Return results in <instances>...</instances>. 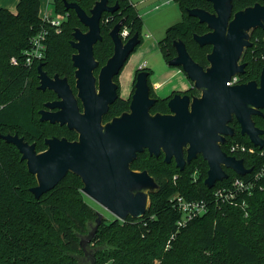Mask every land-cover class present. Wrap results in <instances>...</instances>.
Listing matches in <instances>:
<instances>
[{
    "label": "trees",
    "instance_id": "1",
    "mask_svg": "<svg viewBox=\"0 0 264 264\" xmlns=\"http://www.w3.org/2000/svg\"><path fill=\"white\" fill-rule=\"evenodd\" d=\"M67 1L77 2L89 13L97 0ZM173 1L180 6L183 20L167 29L165 38L159 42L160 51L168 62L175 56L172 40H182L192 58L203 64L204 50L195 52L193 35L203 33L206 28L189 16L187 10H209L211 4L207 0ZM246 1L234 0L235 7H241ZM116 3L119 5L116 12L103 14L102 41L94 47L95 58L105 63L113 52L109 32L123 18V28L132 34L128 38L138 32L143 42V21L135 6L130 0H109L111 6ZM52 4L56 14L65 15L61 32L40 16V0H19L15 12L0 9V134H19L26 141L36 143L38 151L46 147V138L73 140L76 134L65 126L40 121L39 111L55 94L36 87L37 68L43 64V70L49 76L58 74L69 78L74 68L73 63L71 67L72 55L76 52L70 44L73 31L75 28L87 31L75 11L65 8L63 0H52ZM43 29L49 30L45 56L28 67L25 51L30 48L35 34ZM257 36L254 53L257 60L253 55L246 58L252 65L263 67L260 55L264 53V32H258ZM12 57L18 59V65L11 63ZM147 71L151 77L152 71ZM46 93L51 97L44 102L38 95ZM150 93L158 99L151 113L169 112V100L153 95L152 88ZM128 107L129 102L120 98L107 118L122 114ZM255 122L264 127V119ZM232 142L254 147L238 128L237 135L225 147L228 154ZM232 156L242 158L246 167L254 171L264 163L258 155ZM132 169L148 171L160 188L151 194L150 206L143 218L129 217L122 222L103 217L88 245L96 257L95 264H264V179L251 196H239L234 203L216 202L213 191L240 176L227 170V180L218 182L212 189L207 188L204 181L208 164L201 156L180 171L174 161L166 164L163 154L156 158L145 151L132 163ZM196 170L198 175L195 177ZM36 184L35 176L29 173L17 148L0 138V264H81V259H86L81 239L89 235L98 217L81 192V179L69 173L39 200L30 190ZM177 194L188 200L205 199L208 203L205 214L180 229L176 222L181 213L171 202ZM243 201L247 208L243 207ZM246 212L248 216H245Z\"/></svg>",
    "mask_w": 264,
    "mask_h": 264
},
{
    "label": "water",
    "instance_id": "2",
    "mask_svg": "<svg viewBox=\"0 0 264 264\" xmlns=\"http://www.w3.org/2000/svg\"><path fill=\"white\" fill-rule=\"evenodd\" d=\"M63 1L65 8L74 10L87 28V31L75 28L70 41L76 50L72 63L78 93L75 96L66 77L58 74L50 77L43 70V64H39L38 89L51 90L57 95V100L44 104L39 115L43 123L67 126L78 134V139L47 138V149L37 152L35 143L29 144L18 134H0L1 139L17 148L29 173L35 176L37 184L30 190L37 200L72 173L82 181L81 192L115 219L122 222L129 217L141 219L150 206L151 194L160 188L148 171L132 169V163L145 151L156 158L163 154L164 162L174 161L180 171L201 156L208 164L204 184L209 189L229 178L227 170L240 177L253 171L242 158L223 151L222 145L226 143V136H234L229 123L235 117L241 135L247 136L254 146L264 148V130L253 120V116L262 115L260 109H264V68L260 86L254 81L228 85L233 77L245 71L246 64L238 62L243 49L252 45L248 31L264 27V6L255 4L238 11L230 22L233 0H207L212 3L214 13L201 8L188 9L189 16L212 30L193 35L200 46H214L207 56L210 66L204 69L197 63L182 40L173 41L176 56L168 65L179 67L200 95L175 93L168 101L170 113L153 114L151 108L158 99L151 97L150 72L141 69L136 76L129 111L103 123L104 115L118 98V85L113 79L141 44V38L136 32L124 42L121 30L125 18L114 25L109 32L114 52L100 69L97 88L94 70L99 62L94 47L102 41L101 20L104 13L116 12L119 5L97 0L87 13L77 2ZM97 213L96 224L89 235L81 239L89 264H95L96 257L88 250V245L104 217Z\"/></svg>",
    "mask_w": 264,
    "mask_h": 264
},
{
    "label": "rangeland",
    "instance_id": "3",
    "mask_svg": "<svg viewBox=\"0 0 264 264\" xmlns=\"http://www.w3.org/2000/svg\"><path fill=\"white\" fill-rule=\"evenodd\" d=\"M130 2L135 6L143 21V42L130 55L128 61L119 74L121 95L123 97H129L132 93L131 90L133 83H135L136 80L135 74L140 69H150L153 72L152 76L150 77V85L153 95L167 101L173 96L174 93H183V90L189 89L191 85L185 73L179 67L168 65L159 48V42L165 38L167 29L183 20L182 10L180 6L173 0H130ZM48 5L50 7L48 11L54 18L65 20V15H59L54 12L52 0H43L42 14L46 12ZM131 35L129 34L128 37ZM194 50L197 52L195 46ZM203 53H205V51H203ZM98 61L100 62V66L105 64L103 61ZM145 63H147L148 68L147 66H141V68L137 69L140 65H144ZM74 68L72 67L71 75L69 77V81L73 86L75 85ZM35 85L38 87L39 80L35 81ZM38 96L44 102L49 97H51L47 93L39 94ZM39 110L40 108L38 111ZM197 175L198 171L196 170L194 172V176L196 177ZM84 196L85 200L97 212L103 214L107 220H112L115 218L89 197L86 195ZM81 261V264L88 263L87 259H81Z\"/></svg>",
    "mask_w": 264,
    "mask_h": 264
},
{
    "label": "built area",
    "instance_id": "4",
    "mask_svg": "<svg viewBox=\"0 0 264 264\" xmlns=\"http://www.w3.org/2000/svg\"><path fill=\"white\" fill-rule=\"evenodd\" d=\"M42 19L52 27H55L57 32H61L63 19L54 18L48 13H45ZM48 35L49 30L43 29L35 34V36L31 39V46L25 51L26 66L31 67L34 63L39 62L44 58L48 46ZM121 35L126 39L129 35L128 29L123 28L121 30ZM260 59L264 61V53L260 55ZM11 63L13 65H18V59L16 57H12ZM142 66H146V63ZM235 82H237V77H233L231 80V83ZM228 151L231 156L232 154H248L258 155L264 159V148L260 149L256 146L249 147L245 144L232 142L228 146ZM247 176L249 178H247ZM262 179H264V163L256 171L253 169L250 174L244 177L234 178L229 185L216 188L213 191V198L216 202L229 201L230 203H234V200H236L239 196H251ZM171 202L174 208L181 213V218L176 222L177 229L186 226L190 221L205 214L208 210V203L205 199L188 200L184 196L177 194L171 198ZM242 205L247 208L245 201H243ZM245 216H248L247 212L245 213Z\"/></svg>",
    "mask_w": 264,
    "mask_h": 264
},
{
    "label": "flooded vegetation",
    "instance_id": "5",
    "mask_svg": "<svg viewBox=\"0 0 264 264\" xmlns=\"http://www.w3.org/2000/svg\"><path fill=\"white\" fill-rule=\"evenodd\" d=\"M210 3V2H209ZM211 4V8L209 9V10H206V11H209L210 13H214L215 11H214V8H213V5H212V3H210ZM255 4H260L261 6H264V0H247L245 3H243V5L241 6V7H235V4H234V0H233V10H232V13H231V17H230V20H229V22L233 19V17H234V15H235V13L236 12H238V11H241V10H244V9H246V8H249V7H253V6H255ZM198 20V19H197ZM198 22H199V20H198ZM204 26H205V28H206V30L203 32V33H201V34H199V35H203V34H206V33H208V32H211L212 30L207 26V24H203ZM264 32V27L263 28H261V27H257V28H252V29H250L249 31H248V33H249V41L252 43V45L250 46V47H245L244 49H243V51H242V54H241V57H240V59H239V62H238V64L239 65H241V64H246V67H245V71H244V73L243 74H239V75H237V76H235V77H237V82H235V83H231V82H228V85H239V84H246V83H248V82H251V81H254V82H256L257 83V85L258 86H260V82H261V75H262V70H263V68H264V66L262 67V66H254V65H252L249 61H247V56L248 55H251V57H253V56H255V52H256V47L257 46H255L256 45V41H257V38H258V36H257V33L258 32ZM128 39V38H127ZM127 39H124V42L127 40ZM193 40H194V38H193ZM173 41L174 40H172V44H173ZM194 42H195V47L197 48V50L199 49V50H204L205 51V54H204V56H205V60H203V64H200L204 69H206L208 66H210L209 65V62H208V60H207V56L212 52V50H213V45H211V44H208V45H205V46H200L195 40H194ZM113 43V42H112ZM173 48H174V46H173ZM174 50H175V48H174ZM76 51V50H75ZM113 52H114V44H113ZM113 52H112V55H113ZM74 54V53H73ZM111 55V56H112ZM253 55V56H252ZM175 56H176V50H175ZM174 56V57H175ZM173 57V58H174ZM257 57L255 56V59L254 60H257L256 59ZM253 59V58H252ZM97 60V59H96ZM98 61V60H97ZM99 62V61H98ZM168 63V62H167ZM198 63V62H197ZM103 65H105V64H103ZM102 65V66H103ZM102 66H100V62H99V66H98V68L97 69H95L94 70V75H95V77L97 78V82H96V84H97V88H98V76H99V73H100V69H101V67ZM76 70V69H75ZM139 71H141V69L139 70ZM138 71V72H139ZM138 72L135 74L136 76H137V74H138ZM75 73V72H74ZM120 74V73H119ZM119 74L117 75V76H115L114 77V82L118 85V98L116 99V101L113 103V104H111L110 105V107H109V111H108V113L106 114V115H104V117H103V123H106V122H108V121H110L111 119H113L114 117H110V118H107V115L109 114V112H110V109H111V107L120 99V98H122V99H124V100H126V101H128L129 102V107H128V109H126L125 111H123L122 113H124V112H127V111H129V108H130V102H131V98H132V93H133V91H134V84L135 83H133V87H132V93H131V95L129 96V97H123L122 95H121V92H120V84H119ZM50 77H54V76H50ZM61 77V76H60ZM74 77H75V74H74ZM61 78H65V77H61ZM67 78V77H66ZM117 78H118V81H117ZM68 79V82H69V84H70V86H71V88H72V90H73V92H74V94H75V96L77 95V93H78V91H77V89H76V78H75V85L73 86L71 83H70V81H69V78H67ZM39 84H40V80H39ZM190 88L189 89H187L188 91H190V93L188 94V95H190V96H199L200 95V92L198 91V90H196L195 88H193V84L190 82ZM39 86V85H38ZM38 88V87H37ZM187 90H185V91H187ZM47 92H50L51 90H46ZM46 91H43V92H46ZM184 91V92H185ZM52 92V91H51ZM183 92V93H184ZM52 93H54V92H52ZM182 93V94H183ZM55 94V93H54ZM175 94V93H174ZM173 94V95H174ZM173 97V96H172ZM55 100H57V95L55 94V97L52 99V100H50V101H47V102H53V101H55ZM47 102H45V103H47ZM44 103V104H45ZM78 104H79V106H80V110L81 111H83V106H82V103H81V101L80 100H78ZM45 108V107H44ZM260 111L262 112V115H254L253 116V120H254V122L256 121V120H258V119H264V109H260ZM167 113H170V111L169 112H167ZM167 113H165V114H167ZM121 115V114H120ZM119 116V115H118ZM237 123V125L235 126V122ZM255 125L259 128V129H261V130H264V127H262V126H259V125H257L256 124V122H255ZM229 126L234 130V136H226V143L225 144H223L222 145V149H223V151H225L226 152V146H227V144L229 143V141L232 139V138H234L236 135H237V128H238V130L240 131V134H241V127H240V124L238 123V121H237V119L235 118V117H233V119H232V121L229 123ZM64 127V126H63ZM65 127H67V126H65ZM73 132H75V131H73ZM75 134H76V137L73 139V140H70V141H75V140H77L78 139V134L75 132ZM19 135V134H18ZM21 137V136H20ZM24 138V137H23ZM50 138H52V137H50ZM65 138V137H64ZM262 138H264V135H262ZM47 139V138H46ZM25 140V139H24ZM69 140V139H68ZM26 141V140H25ZM28 142V141H27ZM29 144H33V143H30V142H28ZM44 143H45V140H44ZM36 144V143H35ZM46 145V144H45ZM47 149V145H46V147L42 150V151H44V150H46ZM36 150H37V152H42V151H38V149H37V145H36ZM227 153V152H226ZM228 154V153H227ZM229 155V154H228Z\"/></svg>",
    "mask_w": 264,
    "mask_h": 264
},
{
    "label": "crops",
    "instance_id": "6",
    "mask_svg": "<svg viewBox=\"0 0 264 264\" xmlns=\"http://www.w3.org/2000/svg\"><path fill=\"white\" fill-rule=\"evenodd\" d=\"M18 3H19V0H0V9H1V8H5V9H8V10H10V11L15 12L16 9H17V5H18ZM42 8H43V0H41L40 16L43 17L45 13L51 14V13H49V11H48L49 8H50L49 5H48V8H47V10H46V12H45L44 14H42ZM141 66H142V65H140L137 69H139ZM146 66H147V68H148L147 63H146ZM137 69H136V70H137ZM136 70H135V72H136ZM152 74H153V72H152ZM151 76H152V75H151ZM134 78H135V76H134ZM186 90H187V89H186ZM183 91H185V90H183Z\"/></svg>",
    "mask_w": 264,
    "mask_h": 264
}]
</instances>
